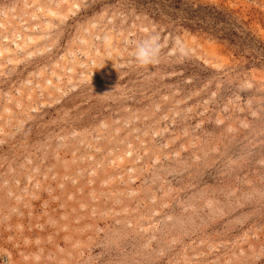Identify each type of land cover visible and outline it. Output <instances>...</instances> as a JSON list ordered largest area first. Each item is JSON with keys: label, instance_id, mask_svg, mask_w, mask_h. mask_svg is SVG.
I'll list each match as a JSON object with an SVG mask.
<instances>
[{"label": "rangeland", "instance_id": "1", "mask_svg": "<svg viewBox=\"0 0 264 264\" xmlns=\"http://www.w3.org/2000/svg\"><path fill=\"white\" fill-rule=\"evenodd\" d=\"M0 264H264V0H0Z\"/></svg>", "mask_w": 264, "mask_h": 264}, {"label": "clouds", "instance_id": "2", "mask_svg": "<svg viewBox=\"0 0 264 264\" xmlns=\"http://www.w3.org/2000/svg\"><path fill=\"white\" fill-rule=\"evenodd\" d=\"M134 45V60L136 66L140 68H147L154 65L160 58V40L156 35L148 36L139 41H133ZM175 52L177 56L183 57L188 55V49L183 42L177 40Z\"/></svg>", "mask_w": 264, "mask_h": 264}]
</instances>
